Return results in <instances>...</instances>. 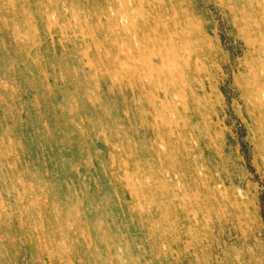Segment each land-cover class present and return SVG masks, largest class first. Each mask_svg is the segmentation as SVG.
<instances>
[{
  "label": "rangeland",
  "instance_id": "374dc122",
  "mask_svg": "<svg viewBox=\"0 0 264 264\" xmlns=\"http://www.w3.org/2000/svg\"><path fill=\"white\" fill-rule=\"evenodd\" d=\"M258 87L264 0H0V264H264Z\"/></svg>",
  "mask_w": 264,
  "mask_h": 264
},
{
  "label": "bare ground",
  "instance_id": "6f19581e",
  "mask_svg": "<svg viewBox=\"0 0 264 264\" xmlns=\"http://www.w3.org/2000/svg\"><path fill=\"white\" fill-rule=\"evenodd\" d=\"M122 23L124 22L122 21ZM260 47H261L260 49H263V46H260ZM263 96H264V89L262 87H258L256 89L255 100L263 107V110H264V104L260 102Z\"/></svg>",
  "mask_w": 264,
  "mask_h": 264
}]
</instances>
